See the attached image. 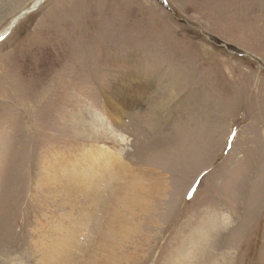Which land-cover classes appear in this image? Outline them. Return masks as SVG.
<instances>
[{
    "label": "rangeland",
    "instance_id": "obj_1",
    "mask_svg": "<svg viewBox=\"0 0 264 264\" xmlns=\"http://www.w3.org/2000/svg\"><path fill=\"white\" fill-rule=\"evenodd\" d=\"M33 1L0 0V32L18 17L0 40V264L43 259L44 236L65 246L51 222L63 235L91 231V220L64 229L90 196L99 209L86 211L124 231L123 264H180L182 245L225 214L230 226L211 231L215 253L264 264V0ZM141 86L134 102L127 90ZM111 93L133 103L118 125L105 118ZM96 145L121 150L148 193L143 208L119 216L99 190L111 186L83 178L104 160L85 155ZM70 169L54 193L55 171Z\"/></svg>",
    "mask_w": 264,
    "mask_h": 264
},
{
    "label": "bare ground",
    "instance_id": "obj_2",
    "mask_svg": "<svg viewBox=\"0 0 264 264\" xmlns=\"http://www.w3.org/2000/svg\"><path fill=\"white\" fill-rule=\"evenodd\" d=\"M43 1L44 0H34L33 1L34 7H37V4L38 6L42 4ZM16 19L18 21V17L14 18L10 22V24L5 28V30L0 32V37L1 35H5L7 31L9 32L15 27V25L18 23ZM140 88H142V86ZM143 90H144L143 88L139 90L137 87H134V90L128 89L127 92L136 91L138 95H134L133 99L134 102H137L139 95L143 94L142 93ZM106 100H107L106 104L108 105L106 106V108L109 107V110L106 109L107 110L106 115L104 114L105 118L107 117L110 118L111 121L115 123V125L124 122L123 116L127 113V111L131 109L133 103L129 100L128 106H126L125 103L122 104V102L124 101L120 100L119 97L114 96V93H111L110 96H107ZM104 115L102 113H100V115L98 114V116L92 114V117L94 118V120L96 119L98 121L96 130L97 131L101 130L102 134H107L106 131L109 129V125L106 122L105 118L103 117ZM100 118H102V120H100ZM76 128L80 134H82L83 136L87 135L89 138H91L93 134H99V132L97 131L91 134L92 130L91 128H88L86 124H76ZM111 133H113L114 136H117L114 130H111ZM100 136L103 135H99L98 137ZM122 140H125V138L123 137ZM84 150L86 153L85 155H87V157L90 160L92 158L99 157V155L103 157L101 159L104 160L99 161L96 169H94L95 166L93 164L86 165L88 167L86 171H81V175L83 176L84 179L88 180L89 182L90 181H96L98 183L103 182L102 183L103 185L111 186V187L101 186L99 190L104 194H106L107 192H112V193H107V196L113 198L116 214L120 216L119 207H121L122 209H126V211L129 213L131 212L130 209L131 207L133 209H135L136 206H138L139 209L143 208V204L147 202L148 193L146 191L143 193L141 190H139V186L136 185L137 184V181L135 180L136 176L134 173L131 172L132 169H130L129 167H127V169L123 168V162L120 157L121 150H118V148L114 146H110L109 149L108 148L106 149L104 146H98V145L87 147ZM101 164H105V165H101ZM112 166H113V172H112ZM116 167L117 170L123 169L124 172L121 173L122 178L127 177L126 173L131 174V176L133 177V180L129 181L126 186H122L121 181L118 182L116 186H113L115 185L116 180L121 179L120 176H115ZM71 173H72L71 169L70 171L69 170L55 171V175L57 176L58 174H60L62 178L58 179L57 184H55L54 186L49 185L48 187H53L55 189L54 193L55 192L58 193L62 191L64 188V184L61 185V181L66 176L71 178L69 176ZM75 173H79V171H76ZM67 199H68L67 197L63 200L56 199V202L59 201L58 206L60 207V210H62V213H67L72 211L70 210V208H68V203H67L68 201L66 202ZM95 199H96L95 196H90V198H85V202L78 207L79 209L81 208L83 209H81V211L77 213L75 218L74 219L65 218L68 224L67 227H64L65 230H71V229L74 230L77 223L91 220L94 221L92 223L91 231L86 230L85 234L81 236H78V234L63 235L62 233L63 231L60 230L61 227L58 228L56 227L57 225L55 222H51V224H49V227L52 230H59L61 238L64 240V242L61 245H65V246L60 247L59 238L56 239V236L54 237L50 235L48 237L44 236L45 238L50 240V243L46 247L40 241H37L36 244L40 243L45 248L43 249V251H40L41 253L40 255L44 256L43 259H40L35 264H120L124 260L125 261L130 260L129 258H125V255L121 252L119 247L120 243L124 241V236H123L124 231L119 233L109 231L110 229L108 226L114 224L111 220L109 219L108 221L104 220L105 217L104 215L102 216L101 219L97 221L93 216H91L92 211L91 212L86 211L88 209L91 210L99 209V207L92 201ZM70 203L72 204V202ZM101 206H103V203H101ZM110 214L114 215V212L111 211ZM71 216L74 215L72 214ZM231 222L232 219L229 217L228 214H225V216H223L222 218V221L219 222L218 224L219 228L217 227L216 223L211 221L210 227L207 228L203 227L201 228V232L193 233L192 235L193 237L189 238L188 241L182 245L183 247L181 251H183L184 248H188V250L183 251V254L179 258V263L180 264H227L226 258L228 253L225 252L222 253L221 256H219V253L218 252L215 253L216 250L212 248L211 240L213 238L214 232L211 231L214 229L220 230L223 227L227 228L228 226H230ZM106 227H108L107 230ZM102 228L103 231L100 230ZM131 229H132L131 227L128 228V230ZM95 230H98V232L93 233V231ZM90 232L93 234L91 235ZM209 236L211 239L209 238ZM200 237H201V242L198 240ZM97 240L98 243L100 242V240L102 241V244L99 245L102 248L99 251H98V245H94V243H97ZM66 247L68 248L66 249ZM125 250L127 251V248H125ZM79 256L80 257L85 256V258L79 259Z\"/></svg>",
    "mask_w": 264,
    "mask_h": 264
},
{
    "label": "water",
    "instance_id": "obj_3",
    "mask_svg": "<svg viewBox=\"0 0 264 264\" xmlns=\"http://www.w3.org/2000/svg\"><path fill=\"white\" fill-rule=\"evenodd\" d=\"M33 8H34V7H33ZM33 8H31V9H33ZM6 34H7V33H6ZM6 34H5V35H6ZM5 35H1L0 40H1L2 38H4Z\"/></svg>",
    "mask_w": 264,
    "mask_h": 264
}]
</instances>
